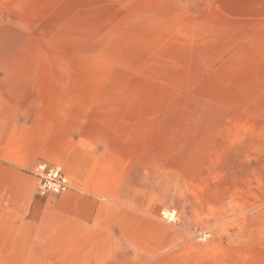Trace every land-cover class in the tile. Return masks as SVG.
Instances as JSON below:
<instances>
[{"label": "rangeland", "instance_id": "obj_1", "mask_svg": "<svg viewBox=\"0 0 264 264\" xmlns=\"http://www.w3.org/2000/svg\"><path fill=\"white\" fill-rule=\"evenodd\" d=\"M88 1L9 4L0 28L39 31L58 94L85 92L117 143H153L154 161L168 155L153 165L154 203L183 231L184 257L159 264H264L262 89L228 61L208 66L202 39L217 29L198 27L187 0Z\"/></svg>", "mask_w": 264, "mask_h": 264}, {"label": "crops", "instance_id": "obj_2", "mask_svg": "<svg viewBox=\"0 0 264 264\" xmlns=\"http://www.w3.org/2000/svg\"><path fill=\"white\" fill-rule=\"evenodd\" d=\"M62 2L89 1L0 0V19L8 20L9 4ZM186 3L198 8V27L217 29L202 39L208 66L228 61V70H240L242 83L258 84L264 99V0ZM38 35L8 23L0 28V264L182 259L184 233L158 215L151 183L154 162L168 165V155L154 161L153 143H117L105 124L111 120L89 112L85 92L58 94L56 63L39 59ZM7 43L16 48L12 55ZM65 79L72 84L71 75ZM40 165L61 167L73 188L39 195ZM179 173L178 167L183 179Z\"/></svg>", "mask_w": 264, "mask_h": 264}, {"label": "built area", "instance_id": "obj_3", "mask_svg": "<svg viewBox=\"0 0 264 264\" xmlns=\"http://www.w3.org/2000/svg\"><path fill=\"white\" fill-rule=\"evenodd\" d=\"M34 174L38 177V194L41 196L60 195L73 188L68 174L58 166L40 165Z\"/></svg>", "mask_w": 264, "mask_h": 264}, {"label": "bare ground", "instance_id": "obj_4", "mask_svg": "<svg viewBox=\"0 0 264 264\" xmlns=\"http://www.w3.org/2000/svg\"><path fill=\"white\" fill-rule=\"evenodd\" d=\"M168 219H169V221L171 222V220H174V216L173 215H171V214H168V217H167Z\"/></svg>", "mask_w": 264, "mask_h": 264}]
</instances>
